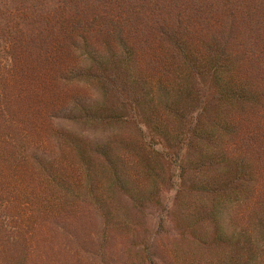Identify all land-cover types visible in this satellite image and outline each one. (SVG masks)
Listing matches in <instances>:
<instances>
[{
	"label": "trees",
	"instance_id": "obj_1",
	"mask_svg": "<svg viewBox=\"0 0 264 264\" xmlns=\"http://www.w3.org/2000/svg\"><path fill=\"white\" fill-rule=\"evenodd\" d=\"M0 206L7 263L83 208L136 235L152 207L174 264H264V0H0Z\"/></svg>",
	"mask_w": 264,
	"mask_h": 264
},
{
	"label": "rangeland",
	"instance_id": "obj_2",
	"mask_svg": "<svg viewBox=\"0 0 264 264\" xmlns=\"http://www.w3.org/2000/svg\"><path fill=\"white\" fill-rule=\"evenodd\" d=\"M85 87L74 81L66 88L77 93L91 94L90 88ZM52 126L78 132L92 142H98L104 136L102 133L81 130L79 126L64 120H53ZM173 195L174 189L163 193V207L170 206ZM236 218L230 213L223 214L222 225L226 233L235 229ZM138 220L141 224L136 235L128 234L126 230L104 232L99 217L90 209L83 208L82 215L72 219L70 226L67 225L65 229L53 226L47 230V237L41 240L43 233H39L36 243L38 248L36 250L35 244L33 254L32 250L27 249L29 253H25L22 246H15L16 257L12 258L11 263L0 258V264H144L146 256H151L155 264H172L165 255V249L169 248L175 234L162 212L149 207ZM7 256L4 258L10 257Z\"/></svg>",
	"mask_w": 264,
	"mask_h": 264
}]
</instances>
